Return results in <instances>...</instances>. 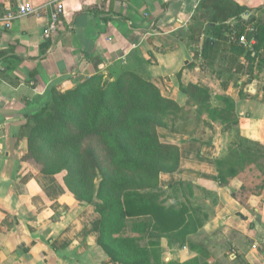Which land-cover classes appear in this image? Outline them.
Wrapping results in <instances>:
<instances>
[{"label":"crops","instance_id":"0c3cea01","mask_svg":"<svg viewBox=\"0 0 264 264\" xmlns=\"http://www.w3.org/2000/svg\"><path fill=\"white\" fill-rule=\"evenodd\" d=\"M22 1L0 0V264H117L97 243L95 207L73 195L64 173L44 174L26 156L22 128L53 88L72 89L123 68L185 106L181 75L233 98L241 134L264 145V65L239 54L228 37L253 18L264 24V0H27L37 12L7 25L2 16L17 13ZM58 1L64 8L58 30L45 38ZM238 7L243 21L233 15ZM224 23L220 38L217 26ZM208 39L212 47L204 49ZM163 130L161 138L179 146L181 164L162 172L160 185L192 184L190 204L209 213L203 226L191 212L179 232L157 239L165 260L188 261L205 249L211 264H264V189L246 206L221 184L219 132Z\"/></svg>","mask_w":264,"mask_h":264},{"label":"trees","instance_id":"16d2710c","mask_svg":"<svg viewBox=\"0 0 264 264\" xmlns=\"http://www.w3.org/2000/svg\"><path fill=\"white\" fill-rule=\"evenodd\" d=\"M243 9L238 7L233 14L241 21ZM252 22V31L241 27L238 34L254 38L253 47L236 42L233 49L251 62L260 57L263 66L264 24L260 18ZM217 27L224 38L228 23ZM208 47L210 39L204 49ZM116 69L120 71L115 73ZM249 69L253 71L254 64ZM179 81L188 96L185 106L137 72L114 68L108 76L96 74L72 89H51L22 128L27 158L44 174L64 173L73 195L95 207L97 243L117 264H211L205 249H198L201 256L188 261L163 256L157 240L161 235L179 232L191 212L201 227L209 213L190 204L192 184L160 185V174L175 172L181 164L179 146L163 140L160 129L194 134L199 127L202 132L208 127L219 132L221 184L246 206L264 189V145L241 134L234 99L214 94L203 84L184 82L181 75ZM236 176L235 185H230Z\"/></svg>","mask_w":264,"mask_h":264},{"label":"built area","instance_id":"2783aa9c","mask_svg":"<svg viewBox=\"0 0 264 264\" xmlns=\"http://www.w3.org/2000/svg\"><path fill=\"white\" fill-rule=\"evenodd\" d=\"M63 10H64V8H63V4L61 1H58V2L53 4L51 16H50L47 24L45 25V27L43 29V36L45 38L51 37L58 30L59 19H60V15L63 13ZM36 12H37V8L32 2L27 1V0H23L22 2H20L18 4L17 13H14L13 11H8L5 15L2 16V18H3V20L7 21L6 22L7 25H10V22L13 18L19 17V16H24V15L34 14ZM248 30L252 31L253 28L249 26L247 28V31ZM228 37H229L230 42H232V43L237 42V43L243 44L245 46H250L255 42L254 38L249 40L245 33L242 35H239L237 30H231L228 33Z\"/></svg>","mask_w":264,"mask_h":264},{"label":"rangeland","instance_id":"374dc122","mask_svg":"<svg viewBox=\"0 0 264 264\" xmlns=\"http://www.w3.org/2000/svg\"><path fill=\"white\" fill-rule=\"evenodd\" d=\"M120 70L119 69H116V70H114V72L115 73H117V72H119ZM107 76H108V74H106ZM178 122H181V120H179ZM218 125H216V127H217ZM178 127V126H177ZM200 129H202V127H199L198 128V130H200ZM217 129H219L218 127H217ZM205 131H208V133H213V131L210 129V128H208V127H206L205 129H204ZM167 131H169V130H166V129H164L163 130V132H167ZM165 136V135H164ZM33 160V159H32ZM34 161V160H33ZM35 162V161H34ZM36 163V162H35Z\"/></svg>","mask_w":264,"mask_h":264}]
</instances>
